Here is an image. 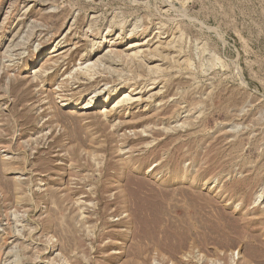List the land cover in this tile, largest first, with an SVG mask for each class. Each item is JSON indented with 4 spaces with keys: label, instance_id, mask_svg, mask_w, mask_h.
I'll return each mask as SVG.
<instances>
[{
    "label": "rangeland",
    "instance_id": "1",
    "mask_svg": "<svg viewBox=\"0 0 264 264\" xmlns=\"http://www.w3.org/2000/svg\"><path fill=\"white\" fill-rule=\"evenodd\" d=\"M0 264H264V0H0Z\"/></svg>",
    "mask_w": 264,
    "mask_h": 264
}]
</instances>
